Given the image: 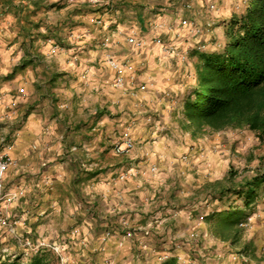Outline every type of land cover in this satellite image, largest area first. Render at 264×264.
Returning <instances> with one entry per match:
<instances>
[{"label": "crops", "instance_id": "crops-1", "mask_svg": "<svg viewBox=\"0 0 264 264\" xmlns=\"http://www.w3.org/2000/svg\"><path fill=\"white\" fill-rule=\"evenodd\" d=\"M76 1L79 4L73 0H12L10 8L0 0V68L8 69L0 72V155L7 145H13L11 156L17 167L7 173L6 188L25 191L20 200L0 201V206L13 208L11 214L16 219L14 233L7 224L3 226L6 234L14 238L7 246L11 254V245L17 243L19 247L23 234L30 231L35 240L62 244L59 237L49 235L56 232L59 236L74 226L82 231L81 238L76 239L80 240L79 246L63 243L67 251L89 248L87 253L83 249L82 255L74 252L83 257L82 263H101L103 251L116 254L122 251L116 247L120 244L125 246L126 261L136 264L148 252L153 256L152 247L168 248L172 240L187 242L205 229L196 212L198 193L219 179L234 146L242 145L238 143L242 141L227 134V139L220 140L224 133L201 139L188 135V146L175 144L170 149L162 144L157 149L167 159L189 155L187 165L180 161L182 166L176 171L171 160L155 158L161 168L159 175L141 178L135 174L121 182L119 176L129 166L143 168L141 159L148 151L146 140L153 132L142 126L145 114L133 112L129 93L115 88V73L103 63L101 44L111 40L116 59L126 66L129 86H147L145 106L152 114L159 111L154 116L161 120L162 128L174 131L183 107L180 72L187 68L180 59L167 56L151 44L156 36L152 29L172 26L173 30L166 29L161 38L164 42L175 40L180 52L187 50L180 24L194 20L201 27L211 22V35L217 33L223 42L222 22L229 16V8L221 0H190L191 10L184 7L187 0ZM84 6L85 12H74ZM15 9L23 10L24 16H16ZM43 27L45 35L68 49L49 56L51 46L46 42L49 38L43 42ZM207 31L204 40L210 37ZM132 32H137L149 46L137 49L130 45L127 38ZM83 74H87L86 80H82ZM165 91L171 92L175 100L168 111L164 110L165 104L155 108L160 98L165 101ZM128 124L132 128L136 125L132 129L134 148L130 154L117 155L113 145ZM181 172L189 173L182 177ZM92 174L94 177H89ZM148 227L152 230L149 237L138 232L134 239L125 238L130 230ZM263 230L264 226L258 241L264 240ZM106 231H112L114 236L103 242ZM82 240L87 247L81 245ZM189 247L181 252L190 251ZM234 251L245 254L240 249ZM154 260L162 262L159 257Z\"/></svg>", "mask_w": 264, "mask_h": 264}, {"label": "trees", "instance_id": "trees-1", "mask_svg": "<svg viewBox=\"0 0 264 264\" xmlns=\"http://www.w3.org/2000/svg\"><path fill=\"white\" fill-rule=\"evenodd\" d=\"M1 1L13 7L12 0ZM228 7L229 16L223 17L222 22L223 42L218 34H210L207 40L201 38L204 34L197 36L201 40L194 35L184 36L187 55L181 65L184 63L187 69L180 72L183 107L174 131L178 137L184 133L192 138L234 132L249 135L252 142L243 148L245 142L240 139L242 142L238 143L242 145L234 146L228 169L198 193L196 212L205 229L197 232L200 234L197 242L191 239L188 244L197 255V260L188 264L216 263L217 247L225 244L229 250L240 249L246 256L254 257L262 241L256 237L244 241L245 229L240 225L259 205L264 206V0H232ZM86 10L84 6L74 12ZM15 11L16 16H24L23 10ZM211 31L212 26L207 32ZM48 37L43 36V40ZM49 40L52 39L46 42ZM165 101L175 100L171 94ZM205 234L211 239L205 238ZM27 256L24 263L0 257V264L59 263V258L50 251ZM141 260L142 264H150L146 257ZM159 264L184 263L172 257Z\"/></svg>", "mask_w": 264, "mask_h": 264}, {"label": "built area", "instance_id": "built-area-1", "mask_svg": "<svg viewBox=\"0 0 264 264\" xmlns=\"http://www.w3.org/2000/svg\"><path fill=\"white\" fill-rule=\"evenodd\" d=\"M212 26V23H208L206 27H201L197 24L196 21L194 22H188V23H183L180 24V28L183 29L186 34L191 35V36H201L205 34V31H207L205 28H209ZM173 30L172 26H166V27H160V28H154L152 29L153 32L156 34L152 40V45L159 47L167 56H171L174 58H178L181 61L185 60V57L187 53L180 52L176 46V41L173 40L172 42H164L161 38V34L165 30ZM127 42L135 46L137 49H144L148 47V42L140 38L137 34V32H132L131 35L128 36ZM101 48L104 52V57H103V63L107 65L114 73H115V81H114V86L115 88L128 92L131 96H136L138 93L142 92V94H146L147 91V86H140V87H135L129 86L128 80H127V75H126V66L125 64L121 63L118 59H116L114 50L112 48V42L109 39H106L105 41L102 42ZM65 46L64 45H57V46H51L48 47V55L49 56H57L58 54L65 52ZM87 79V74H83L82 80ZM22 97H26V93L22 92ZM164 98L168 99L171 98V92L165 91L164 92ZM147 122H151V118L148 117ZM154 125L156 127V130L158 131L160 129V125L158 122H154ZM181 137V136H180ZM135 145V140L132 137V132L130 128H126L121 135V138L117 142L114 143L113 145V151L117 155H127L130 154L131 151L133 150ZM121 146H124L123 151H121ZM13 149V145H7L5 151L0 155V201H7V202H13L15 200H20L22 197L25 196V191L24 189H17L13 191H8L6 188V183H5V177L9 170L13 167H17V162L13 159L11 156V151ZM147 157H153L152 150H148L146 152ZM189 159L188 155L181 156L180 161L181 163H186ZM151 174H154L158 171V168L156 165L152 164L149 170ZM136 174L135 169L132 167L128 169L125 173L119 176V180L121 182H125L128 178L134 176ZM255 216V215H254ZM254 216H250L246 222L240 225L242 229L249 230L252 227L253 219ZM16 223V222H15ZM9 227V231L13 232L15 231L14 227L11 226V224H8L7 219H0V229L5 226ZM127 224V222H126ZM138 232H141L144 237H149L151 236L152 230L151 227L145 228L143 230H130L128 233L125 234V238L127 239H134L136 237V234ZM82 231L80 228L76 227L70 231V233L67 235L69 239L71 240H76L81 238ZM199 233H195L193 235L192 242H197L199 239ZM114 236V233L112 231H106L103 234L102 241L107 242L111 240V238ZM205 238L211 239L207 234L204 235ZM190 241H187L186 243H178L174 242L173 252H166L162 259L163 260H168L172 257H176L179 262L188 264L187 261L183 260L184 258L181 255V250L183 249V245H190ZM122 244V243H121ZM23 245L26 249L31 250L35 253L41 252L43 250H51L53 251L56 255L59 256L60 261L62 264L66 263L67 257H65V251L67 250L66 244L62 242L61 243H52L50 241L46 240H31V239H26L23 242ZM81 245L84 247H87V242L85 240H82ZM215 257L217 258V262L214 264H223L224 262V253H219L216 252ZM231 260L233 261L234 264H249V259L242 253H231L230 255ZM222 261V263L220 262Z\"/></svg>", "mask_w": 264, "mask_h": 264}, {"label": "rangeland", "instance_id": "rangeland-1", "mask_svg": "<svg viewBox=\"0 0 264 264\" xmlns=\"http://www.w3.org/2000/svg\"><path fill=\"white\" fill-rule=\"evenodd\" d=\"M73 1H74L75 4L78 3L76 0H73ZM189 1L190 0H187L186 2H189ZM231 1L232 0H221V2H225V4H223V5H225V6L227 5V8H229L228 6H229V3ZM189 3L192 6V3L191 2H189ZM192 8H193V6L191 7V9ZM191 9H189V10H191ZM1 20H2V18L0 17V21ZM1 28L2 27L0 26V29ZM211 32L206 33V35L210 36ZM43 33H44V35L46 34L45 27H43ZM180 33H181L180 35H182L183 38H185L184 36H187L188 35L182 29L180 30ZM0 34H1L0 35V38H1V36L3 34V32L1 30H0ZM188 37H189V35H188ZM48 38L51 39L53 37H48ZM202 38L205 39L203 36H202ZM53 39L56 40V38H53ZM195 39L196 40H201L200 37H197V36L195 37ZM43 42L45 43V41H43ZM52 42L56 43L55 41H52ZM48 44L50 46H53V43H48ZM60 44H62V43H60ZM62 45H64V44H62ZM45 46H46V44H45ZM65 49L67 50L68 48L65 46ZM62 53H60V54H62ZM128 95H129L128 97H130L131 100H133V101H131L132 104H133L132 105L133 112L135 114H137L138 112L139 113L142 112L146 116V119L144 120L145 121V125L142 123V126L144 128H147L148 131L153 132L151 134V136L146 140V142H147L146 147L148 148L147 150H152V153L154 154L153 156H155V157L154 158L152 156L151 157H147L146 152H144V157H143V159H141V162H142L141 165H142L143 168H139V169L134 168L135 171H136V174L139 175L141 178H153V175H159L161 173V168H159L158 164L154 162L155 158H161V159L167 160V162L169 160H171V164H170L171 167H173V170L178 171V169L181 168V166H182L179 163L181 156L180 157H175V156L174 157H169V159H167L166 156H164L165 158L162 157L163 155L160 154L159 153V150H157V149H158V147L162 146V144L165 145L167 148H170V149H171V147L174 148L175 147V144H177V145H183V146L184 145L185 146L187 145L188 146V144H186L187 141H188V140L186 141V138H187V136L189 134L182 133L183 136H181L182 137L181 138V137H178V133L175 132V131H173V129L172 130L170 129V131H169L168 128H167V126H166L167 130H166V128H162L163 124L161 123V120H159L158 118H155V116H154V114H157V112H159V111H155V113L152 114L149 111L150 108L148 106L147 107L145 106V104H144V102L146 101V99L144 98L145 97V94L138 93L136 96H131L130 94H128ZM86 101L87 100L85 99V102ZM164 104L167 105V106L164 107ZM171 104L172 103H170L168 101H164V100L162 101L161 98H160V100L155 103V108H159L160 109V108L164 107V110L168 111L171 108ZM65 109H67V108H65ZM146 110H147V113H146ZM148 117L151 118V122H147ZM155 121L158 122L159 125H160V129L158 131L156 130V127L154 125V122ZM123 128H125V129L126 128H130L131 129V132H133L132 129H136V125H134V128H132V125L131 124H128L127 126H125ZM227 135H230V136H228L229 138H231V137H238V138L242 139V141L245 142V144L242 146L243 148H245V147L248 146L246 143H248V144L250 143L251 144V142H252V139L249 138V135L248 136L247 135L242 136L243 134L242 135H239L238 133H234V132H229V133H227ZM227 135L226 134L225 135H222L220 137L221 138L220 140L227 139ZM211 136H215V135L213 134ZM201 138H203V137H200V139ZM208 138H210V137H208ZM178 142H180L181 144H178ZM184 155H187V154H183L182 156H184ZM189 159L185 163L186 165L189 163ZM240 162H241V160H240ZM152 164L156 165L157 168H158V171L156 173H154V174L149 173L150 172L149 170H150V167H151ZM228 164L224 168L225 171L228 169ZM129 168H131V167L129 166ZM137 170H138V172L140 171V173H137ZM188 173L189 172H186L184 174V173L181 172L180 175L182 177H185ZM11 211H13V208L11 206H2L1 205L0 206V219H3V220L4 219H7V222L10 221L11 226H13L14 229H16V223H15L16 222V219L13 218L14 217L13 216L14 214H11ZM8 215H10V216H8ZM251 216H254L253 223H252V227H251V230L249 229V232H246L245 237H244V241L249 240L251 238H255V237L257 238L259 232H261V230H262V228L264 226V206L263 205H259V207L255 211V213L253 215H251ZM73 228H74V226L70 227V230H72ZM70 230L67 231L66 233H64V232L59 233V236H57L58 233H56V232L55 233H51V235H49V237H52V236H53V238H55V237L58 238L59 237V239L61 240V242H66L67 244L71 243V246L70 247L76 246V245L79 246V244H80L79 241L80 240H71V239L68 238L67 235L70 233ZM6 231L7 230H5L3 227L0 229V257L3 258L4 256L8 255L7 257H5V260L14 261V260H18L19 259V261H21V263L27 262L26 261V260H28V256L27 255L28 254H34L35 252H33L31 250H27L24 247L23 243L20 245L21 247L20 246L18 247L17 243L15 244V243L12 242L16 247L13 246V244L11 245V248L13 249L12 252H11V254L14 255V256H11V254L9 252L10 249H9V247L7 245H8L9 242H11L12 240H14V238H12L10 235H7L8 233L6 234ZM245 231H248V230H245ZM250 231H252V232H250ZM23 235H24V237H22L23 238V241H25L26 239H31V240H34L35 241V239H36V237L34 236V232L33 231H30L29 234H23ZM16 236H17V234H16ZM17 238H19V237H17ZM40 240H44V239H40ZM46 241H50V240H46ZM174 241L175 240H172L168 244V248L167 247H165V248H158V247H155V246L152 247L153 248L152 251H154V254L152 256L148 252V254L145 256L146 259H147L146 262H149L150 264H158L159 263L158 260L157 261L154 260V259H156V257L161 258V261H165V260L162 259V257H163V255H164L165 252H170V251L173 252L174 251L173 248H172L174 246V243H173ZM50 242H52V243H58L57 241L56 242L50 241ZM178 243H180V241ZM185 246H187V245H183V248H185ZM116 247L117 248H120L122 251H119L116 254H113V251L112 250H110V252L108 251L107 253L105 251H103V253L105 254V256L104 257L103 256H100L101 263L99 262V260H92L91 262L88 261V263L87 262L82 263L84 261L83 257L82 256L81 257L75 256V253L82 255L84 253V252H82L83 249H86L85 253H87L89 248H82V249H80L78 251H71V250L70 251L69 250L67 251L66 250L64 253H65V257H67L68 259H67L66 263H64V264H95L94 263L95 261H96V264H135L133 262L130 263L129 261H126L127 256H126V254H123L124 252H126V251H124L125 250V246H121L120 244H117ZM18 248H20V250H18ZM217 249H218L217 252L224 253V255H225L223 264H234L233 261L230 258V255H231V253H235L236 251H234L232 249H230L231 250L230 251L228 249V246L226 244L225 245H219V247H217ZM25 250H27V251H25ZM143 250L144 249H142L141 252ZM43 251L48 252L49 250L48 251L47 250H43ZM183 251H184V254H183V252L181 253L182 257L184 258L183 260L187 261L188 263H190V261L197 260V258H196L197 255H195L196 253H194L192 250H190V251L183 250ZM50 252H52L53 254H55L51 250H50ZM256 254L257 255H254V257L249 256V255L246 256L245 254L244 255L246 257L249 256L248 258H250V260L253 262L252 264H261V261L264 262V240L262 241V244L259 245V247H257ZM56 256L59 258L58 255H56ZM24 257L26 258L25 260L23 259ZM84 257L87 258V255H85ZM77 258L79 260H77ZM141 261L142 260H141V256H140V258H139V260H137L136 264H142ZM146 262H144V263H146ZM220 262L222 263V261H220ZM58 264H62L61 261H60V258H59V263ZM249 264H251V263H249Z\"/></svg>", "mask_w": 264, "mask_h": 264}, {"label": "clouds", "instance_id": "clouds-1", "mask_svg": "<svg viewBox=\"0 0 264 264\" xmlns=\"http://www.w3.org/2000/svg\"><path fill=\"white\" fill-rule=\"evenodd\" d=\"M93 2H95V0H93ZM42 31H43V30H42ZM16 59L18 60V59H19V56H17ZM5 63H7V60L5 61ZM13 63H15V61H13ZM7 70H8V69H7L6 67H5V68H0V72H5V73H6ZM29 75H31V73H29ZM123 148H124V146H121V151H123ZM225 184H226V183H225ZM225 184H224V185H225ZM224 185H223V186H224ZM186 195H187V194H186ZM74 210H75V209H73V211H74ZM57 211H59L58 208H57Z\"/></svg>", "mask_w": 264, "mask_h": 264}, {"label": "bare ground", "instance_id": "bare-ground-1", "mask_svg": "<svg viewBox=\"0 0 264 264\" xmlns=\"http://www.w3.org/2000/svg\"><path fill=\"white\" fill-rule=\"evenodd\" d=\"M190 2V1H189ZM189 2H186L185 4H184V7L186 8V9H191V4L189 3ZM184 8V9H185ZM47 43H53V46H57L58 44H56V43H54V42H52V40H49Z\"/></svg>", "mask_w": 264, "mask_h": 264}]
</instances>
